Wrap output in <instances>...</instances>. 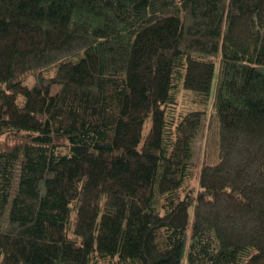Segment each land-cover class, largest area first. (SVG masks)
Wrapping results in <instances>:
<instances>
[{"label":"trees","instance_id":"obj_1","mask_svg":"<svg viewBox=\"0 0 264 264\" xmlns=\"http://www.w3.org/2000/svg\"><path fill=\"white\" fill-rule=\"evenodd\" d=\"M0 264H264V0H0Z\"/></svg>","mask_w":264,"mask_h":264},{"label":"rangeland","instance_id":"obj_2","mask_svg":"<svg viewBox=\"0 0 264 264\" xmlns=\"http://www.w3.org/2000/svg\"><path fill=\"white\" fill-rule=\"evenodd\" d=\"M200 140H197L196 142H195V146H196V152H197V148H200ZM194 159L196 160L197 158H196V156L194 157Z\"/></svg>","mask_w":264,"mask_h":264}]
</instances>
